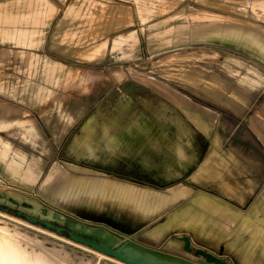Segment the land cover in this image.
<instances>
[{"label": "rangeland", "instance_id": "rangeland-1", "mask_svg": "<svg viewBox=\"0 0 264 264\" xmlns=\"http://www.w3.org/2000/svg\"><path fill=\"white\" fill-rule=\"evenodd\" d=\"M217 21L240 27L243 34L254 30L264 36V0H0V205L64 227V220L76 218L101 223L179 255L188 254L182 250L183 241L172 235L186 234L194 245L222 255L229 264H242L225 241L216 245L197 237L182 221L158 235L169 218L166 212L174 210L169 207L147 215L138 226H125L129 201L123 196L102 200L104 191H98L97 180L82 177L104 173L118 180L125 169L113 166L108 140L123 128L149 127L151 146L164 143L161 149L168 156L156 153L154 176L165 164L161 160L169 165L194 161L196 135L185 111L204 108L198 102L215 106L233 120L210 114L203 119L212 133L204 138L209 137L219 154L233 155H226L220 179L234 176L238 159L245 160L249 170L256 160L264 164V61L228 38L198 36L207 35L206 25ZM129 69L142 72L138 78L152 77L168 85L170 92L135 80ZM117 72L122 73L120 81ZM225 96L243 104L232 103L224 111ZM209 97L217 104H210ZM87 123H93L89 130ZM165 131L169 135H163ZM86 136L91 150L81 142ZM207 147L202 158L212 148ZM56 162L51 182L43 186V176ZM8 165H15L22 175L10 174ZM263 174L264 167L255 169L254 175ZM78 176L84 178L81 186L75 183ZM132 184L158 191L163 186ZM64 187V192L59 190ZM98 205L115 207L119 214L105 208L97 212ZM52 212L61 222L51 217ZM41 230L71 240L0 209L1 247L14 245L38 264H105Z\"/></svg>", "mask_w": 264, "mask_h": 264}, {"label": "crops", "instance_id": "crops-1", "mask_svg": "<svg viewBox=\"0 0 264 264\" xmlns=\"http://www.w3.org/2000/svg\"><path fill=\"white\" fill-rule=\"evenodd\" d=\"M1 55L4 54L2 53ZM128 72L132 78H134L133 76H135L134 79L135 80L137 79V81H139L140 78L137 77V74L142 72L136 70L133 71V69L128 70ZM116 74L119 75V76L117 75V78L118 81H120L122 79V73L118 72ZM146 79L147 78L141 79L139 82L143 81L141 83L143 84L146 83L149 86L155 85V87H157L158 89L165 90V93H167L166 91L170 92V90H168L169 88H167L165 84H161L160 82H158L157 84L156 83L157 81L155 82V80L152 77L147 79V80H151L149 81L151 83H149L148 81L144 82ZM225 97L226 98L224 102L229 105L226 104L224 105V107L222 108L224 111L225 109L230 110L229 108L232 106V103H236L237 105L243 104L239 98L238 99L232 98V96H225ZM208 102H210V104L211 103L217 104V101L214 98H210V97L208 98ZM198 103L204 108L200 110H198L197 108H193V110L185 111L186 113L185 118L190 120V123L193 125V127L190 130L193 132V135H196L194 146L196 147L195 153L197 159H195L194 161L187 162L186 160H183L181 165L179 163L174 165H169L168 160L166 161L161 160V162H164L165 164L160 165L161 168V171L159 172L160 174L154 176L153 174V168H155L154 160L155 158L158 157L156 153L161 152L163 154L162 157L165 156L166 154L168 156V151L161 149L162 146H165L164 143L157 141L155 144H160V147L154 148L151 146L152 142L150 143V139H148V137L151 136V129H149V127L141 126V127L129 128V129L123 128V129H117L115 133L113 132V134H111L113 138L108 140L109 148L110 147L113 148L111 155L113 166L114 164L116 165L117 163L118 166L125 169L124 171H120L119 173L120 175H118V180H116L117 182L112 177H109L104 173L94 174V175L93 174L82 175V176H88L91 178L92 176L93 178H95L96 176L98 191H100L101 187H103L104 198L102 199L104 200L106 198H108L106 200H109L114 198L118 199L122 197L121 194L124 193V191L127 188L126 191L128 192L127 194L128 197L123 195V198L125 197L129 199L130 209L128 210L127 213L124 212V215H128V220H129L128 221L129 224L122 222L125 226H129V227H133L134 225L138 226L139 223H141V221L143 220V218H145L147 215L157 214L159 212V209L161 210L169 207L170 209H174V210H170V211L168 210L169 212H166L169 218L162 223L160 232H157V230L155 231V233L157 232L158 235L172 231L175 226L174 222L177 220L179 222L182 221L193 227L192 231L196 234L197 237H202L203 239H207L215 243L216 245L220 241H225L227 250L230 252H234L239 257L240 262L242 264H264V249H263L264 248V235H263L264 174L260 176L254 175L255 169H257L258 167L260 168L264 167V164L263 162L256 160L255 166L254 167L251 166V168L253 167L254 169L249 170V164L245 162V160L238 159V161H236V165L233 171L234 176L232 175V176H228L226 179H220V176H222V170H221L223 168L222 164L224 161H228L226 155H228V157L230 158L233 157V155L227 152H224L221 155L219 154L218 150L214 147V145L210 143L209 137L212 135V133L208 129L209 125L207 126L203 119H204V115L210 114L212 117L215 118H217L216 115L218 116L220 115L221 119L226 121H233V120L229 118V116H227L226 113H223L221 110H217V108H214L215 106H209V104L205 105L200 102ZM227 106H229V108ZM200 111L203 114V116L200 115L199 113ZM3 118L4 116L2 117V119ZM117 119L121 120L124 119V117H120ZM85 127L87 130H89L93 127V123H87ZM165 132L166 133L164 134L161 133V134L169 135L168 131ZM207 135L209 137L208 139H205L204 137H206ZM103 136L106 137L110 135L103 134ZM104 137H103V142L106 140V138ZM86 139L87 136L84 137L81 140V142L87 147V149H89L90 147L88 145V142H86ZM162 141H164V139H162ZM165 141L167 143L168 139H165ZM205 145L208 146L207 147L208 149H210L211 147L213 149L211 148L209 152H207V154L202 158V151L206 150V148L204 150ZM232 146L233 145H231V147ZM232 148L234 152L237 151L234 150L235 148H237L236 146L235 147L233 146ZM214 151L215 154L213 153ZM106 155L107 153L103 148L102 158L105 159ZM71 165L76 166L75 164H71ZM132 169H135V172H133ZM136 169H139V173H137V175H136ZM153 177H157L158 179L156 178V180H153ZM132 183H141L144 185H152L153 183H159L162 184L163 186L161 189H159L160 191H158V190H153L152 188H150V186L149 187L143 186L142 188H136L135 186H133ZM117 185L118 186L123 185V187L125 186V188L119 190V187H117ZM174 185L177 188H175ZM115 187L117 189H115ZM133 187H135L134 189L136 191L132 190ZM144 189L146 190L145 192ZM171 192L173 193V196ZM107 193L109 197L107 196ZM183 193L185 195H183ZM179 194L182 195L180 196ZM166 195L167 198H165ZM159 198L161 199V201L164 200V203H166V204L163 203L164 206L162 207L160 206L163 201L162 202L158 201ZM206 199L208 200V203H206L207 201ZM251 199H253V201H251ZM200 200H202V202L205 201V203L202 204ZM198 201H200V203ZM217 203L219 204V206H217L218 205ZM104 204H109V203L103 202V205ZM203 205L206 206L203 207ZM134 206L137 207L134 208ZM211 206L215 209L211 208ZM97 208H99L97 209L98 212L101 210V208L104 209L105 207H100L98 205ZM105 209L110 210L112 215L117 210L115 207L111 208L110 206ZM210 209H212L213 211ZM221 209L222 210L224 209L223 212L227 211L228 213L227 212L221 213L222 212ZM214 211L219 213V215H217V213L215 214ZM230 211L231 213H229ZM166 213H164L163 215H165ZM116 214L119 213L118 212L114 213V216ZM229 216L232 217L230 218ZM176 217H180V218H176ZM229 221H231L232 223L229 224L228 223ZM223 227L224 228L226 227L225 228L226 231ZM258 231L260 232V234H258L259 233ZM154 234L151 233V235ZM235 239L239 242H236Z\"/></svg>", "mask_w": 264, "mask_h": 264}, {"label": "water", "instance_id": "water-1", "mask_svg": "<svg viewBox=\"0 0 264 264\" xmlns=\"http://www.w3.org/2000/svg\"><path fill=\"white\" fill-rule=\"evenodd\" d=\"M20 214V211H17ZM23 216L31 222H39L46 228H51L57 234L66 232L69 239L82 243L96 251L109 255L119 261L127 264H229L230 261L218 253L208 250L201 246L193 244L191 238L186 235L173 234L183 241L182 250L188 255L177 254L164 251L161 246H156L148 241L137 239L132 234H126L111 227L101 224L92 223L84 219L64 220V224L56 225L52 222L36 217L34 215ZM53 218L57 219L58 215L53 214ZM76 222L80 223V230L75 229ZM93 225L94 231L87 233V226ZM106 230L110 233L105 239L103 231ZM116 238L119 241H116Z\"/></svg>", "mask_w": 264, "mask_h": 264}, {"label": "bare ground", "instance_id": "bare-ground-1", "mask_svg": "<svg viewBox=\"0 0 264 264\" xmlns=\"http://www.w3.org/2000/svg\"><path fill=\"white\" fill-rule=\"evenodd\" d=\"M228 1V0H227ZM244 1V0H243ZM158 4V3H157ZM164 4V3H163ZM251 5V4H250ZM156 8V7H155ZM239 9V8H238ZM202 11V10H201ZM252 12V11H251ZM263 13V12H262ZM224 19V18H223ZM219 20V19H218ZM227 20V19H226ZM261 20V19H260ZM223 21V20H222ZM227 22V21H226ZM235 22V21H234ZM227 24V23H226ZM206 26H208V29H209V31H208V34L206 35V34H203V32H202V34H201V32L198 34V36H201V37H203V36H209V37H221V38H228L230 41H233L234 42V44H237V45H241V46H243V47H245L246 49H248L253 55H256V56H258L260 59H262L263 61H264V36H261V35H259V33L257 32V31H254V30H251V31H253V32H250L249 34H243V33H241L240 32V27L238 28V27H236V26H228V25H225L224 23H222L221 21L219 22V21H217L216 23H210V24H207ZM251 27V26H250ZM260 30H262V29H260ZM129 70H131V69H129ZM134 71V70H133ZM118 73V72H117ZM116 76L118 75V74H115ZM119 76V75H118ZM131 76V75H130ZM134 78H135V76H133ZM140 77V76H139ZM121 78V77H120ZM142 79H143V77H141ZM141 78L139 79V81L141 80ZM117 79V78H116ZM145 79V78H144ZM148 79V78H147ZM145 80L144 82H146V81H151V80ZM137 80V79H136ZM153 80V79H152ZM141 82H143V81H141ZM154 82V81H153ZM156 82V81H155ZM149 83H151V82H149ZM157 84H158V82H156ZM162 84V83H161ZM145 85H147L146 83H145ZM149 86V85H148ZM152 86V85H151ZM154 87H155V85H153ZM152 86V87H153ZM164 86V85H163ZM168 86V85H167ZM167 90V89H166ZM163 91V90H162ZM165 91V90H164ZM175 92H177V91H175ZM171 98V97H170ZM178 98V97H177ZM178 101V100H177ZM174 102V101H173ZM189 106V105H188ZM197 111V110H196ZM217 116V115H216ZM208 117V116H207ZM212 119V118H211ZM214 124V123H213ZM33 131V130H32ZM214 145V144H213ZM221 146V145H220ZM5 147V146H4ZM3 147V148H4ZM6 148V147H5ZM4 148V150H6V149H8V148H6L5 149ZM213 149V148H212ZM7 151V150H6ZM5 151V152H6ZM3 152V151H2ZM181 152V151H180ZM209 152V151H208ZM214 154H215V151L213 152ZM218 153V152H217ZM230 153V152H229ZM222 154V153H221ZM220 154V155H221ZM226 154V153H225ZM217 155V154H216ZM1 156V155H0ZM6 156V155H5ZM218 156V155H217ZM217 156H215V157H217ZM3 157H4V155H3ZM225 157V156H224ZM5 158V157H4ZM222 158V157H221ZM227 158V157H226ZM208 159V158H207ZM2 160V159H1ZM210 161V160H209ZM4 162V161H3ZM225 162V161H224ZM5 163V162H4ZM69 164V163H68ZM16 165V164H15ZM15 165H8V166H6V169L8 170V172H10V174H12V175H18V174H21V173H19L18 171H17V169H15L16 167H15ZM30 165V164H29ZM58 166V164H57V162L56 163H54V164H52L50 167H49V170L45 173V175L43 176V180H42V183H43V186H47V183H49V181H50V178H51V176H52V174H53V172H54V170H55V168ZM213 166V165H212ZM71 167H74V166H71ZM217 167V166H216ZM25 169H27V168H25ZM24 169V170H25ZM28 169H30V168H28ZM204 170V169H203ZM222 170V169H221ZM226 170V169H225ZM28 171V170H27ZM30 171H31V169H30ZM211 171V170H210ZM213 171V170H212ZM26 172V171H25ZM32 173V172H31ZM66 173H68V172H66ZM210 173V172H209ZM34 174V173H33ZM33 174H31V175H33ZM22 175V174H21ZM30 175V174H29ZM87 175H90V174H87ZM94 175V174H93ZM213 175V174H212ZM34 176V175H33ZM55 176H57L58 177V175H55ZM28 177H31V176H28ZM67 177V176H66ZM73 177V176H72ZM82 177H84V176H82ZM93 177V176H92ZM101 177V176H100ZM53 178V177H52ZM85 178V177H84ZM84 178H81V176H78V177H76L75 179H76V181H75V183L77 184L78 183V185L80 184V186L83 184V179ZM87 178H88V176H87ZM104 178V177H103ZM108 178V177H107ZM106 178V179H107ZM55 179V178H54ZM91 179V178H90ZM95 179L97 180V178H96V176H95ZM1 181V180H0ZM99 181V180H98ZM110 181V180H109ZM51 182V181H50ZM94 182V181H93ZM101 182H102V180H101ZM114 182V181H113ZM65 183V182H64ZM87 183V182H86ZM100 183V182H99ZM111 183H112V181H111ZM116 183V182H115ZM119 183V182H118ZM66 184H68V183H66ZM70 184H71V182H70ZM50 185H51V183H50ZM56 185V184H55ZM87 184H85V186H86ZM42 186V185H41ZM57 186H59L60 187V185H57ZM72 186H73V184H72ZM74 186H75V184H74ZM105 186V185H104ZM109 186H110V184H109ZM134 186V185H133ZM180 186V185H179ZM55 187V186H54ZM63 187V186H62ZM67 187H68V185H67ZM77 187V186H76ZM117 187H119V190L120 189H123V188H125V186L123 187V185L122 186H118L117 185ZM127 187V186H126ZM129 187V186H128ZM181 187V186H180ZM183 187H184V185H183ZM42 188V187H41ZM47 188V187H46ZM49 188H51V187H49ZM48 188V189H49ZM56 188V187H55ZM55 188H54V190H55ZM75 188V187H74ZM73 188V189H74ZM77 188H79V187H77ZM88 188H89V186H88ZM88 188H87V190H88ZM94 188H95V186H94ZM105 188V187H104ZM131 188V187H130ZM135 187H133V189L132 190H135L134 189ZM172 188V187H171ZM175 188H177L176 186H175ZM186 188V187H185ZM52 189V188H51ZM91 189H92V187H91ZM102 189H103V187H102ZM115 189H117L116 187H115ZM170 189V188H169ZM59 190H63V192L66 190L65 189V187H64V189L62 188H60ZM58 190V191H59ZM68 190V189H67ZM70 190V189H69ZM82 190V189H81ZM105 190V189H104ZM126 190H127V188H126ZM125 190V191H126ZM131 190V189H130ZM129 190V191H130ZM181 190V189H180ZM182 190H183V188H182ZM57 191V190H56ZM109 191V190H108ZM116 191V190H115ZM124 191V192H125ZM136 191V190H135ZM135 191H134V193H135ZM146 190L144 189V192H145ZM173 191H175V190H173ZM61 192V191H60ZM62 192V193H63ZM68 192V191H67ZM70 192H71V190H70ZM122 192V191H121ZM133 192V191H132ZM150 192V191H149ZM180 192V191H179ZM55 193V192H54ZM74 193V192H73ZM89 193V192H88ZM102 193V192H101ZM104 193V192H103ZM106 193V192H105ZM109 193V192H108ZM108 193H107V196H108ZM172 193V192H171ZM186 193V192H185ZM59 194V193H58ZM69 194V193H68ZM72 194V193H71ZM75 194V193H74ZM111 194V193H110ZM99 195V194H98ZM97 195V196H98ZM118 195V194H117ZM122 196L124 195L123 193L121 194ZM176 195H178V194H176ZM180 195V194H179ZM182 195V194H181ZM180 195V196H181ZM183 195H185L184 193H183ZM63 196V195H62ZM65 196H66V192H65ZM104 196V195H103ZM102 196V197H103ZM106 196V195H105ZM124 196H126V197H128L127 195H124ZM132 196V195H131ZM164 196V195H163ZM172 196H173V193H172ZM174 196H175V194H174ZM179 196V197H180ZM64 197V196H63ZM78 197H79V194H78ZM109 197V196H108ZM110 197H111V195H110ZM141 197H143V196H141ZM140 197V198H141ZM161 197H162V195H161ZM177 197V196H176ZM71 198V197H70ZM82 198V197H81ZM81 198H79V201L81 202V200L83 201V199H84V197H83V199H81ZM85 198H86V196H85ZM101 198V197H100ZM104 198V197H103ZM135 198V197H134ZM165 198H167V195H166V197ZM106 199H108V198H106ZM105 199V200H106ZM115 199V198H114ZM130 199H132V198H130ZM152 199V198H151ZM174 199H175V197H174ZM64 200V199H63ZM71 200H73V199H71ZM77 200V199H76ZM76 200L74 201V202H76ZM90 200V199H89ZM103 200V199H102ZM104 200V201H105ZM113 200V199H112ZM169 200V199H168ZM168 200H167V202H168ZM205 200V199H204ZM207 200V199H206ZM65 201V200H64ZM88 201V200H87ZM97 201V200H96ZM101 201V200H100ZM115 201V200H114ZM126 201H129V199L128 198H126ZM136 201H138V200H136ZM158 201H161V199L159 198L158 199ZM163 201V202H162ZM161 202H162V204L164 203V200H162ZM201 202H202V200H200ZM200 201H198L199 203H200ZM66 202V201H65ZM68 202V201H67ZM73 202V201H72ZM71 202V203H72ZM78 202V201H77ZM76 202V203H77ZM90 202V201H89ZM88 202V203H89ZM102 202V201H101ZM100 202V203H101ZM119 202H120V200H119ZM122 202V201H121ZM124 202V201H123ZM133 202V201H132ZM155 202V201H154ZM166 202V201H165ZM83 203V202H82ZM93 203V202H92ZM109 203V202H108ZM111 203H112V201H111ZM110 203V204H111ZM118 203V202H117ZM141 203V202H140ZM143 203V202H142ZM151 203V202H150ZM156 203V202H155ZM203 203H205V201L204 202H202V204ZM206 203H208V200L206 201ZM75 204V203H74ZM95 204H96V202H95ZM97 204H99V203H97ZM96 204V205H97ZM127 204V203H126ZM161 204V206L160 207H162V206H164V204H166V203H164L163 205ZM218 204V203H217ZM79 205H81V203H79ZM103 205V204H102ZM112 205V204H111ZM123 205H124V203H123ZM134 205V204H133ZM152 205V204H151ZM200 205V204H199ZM208 205V204H207ZM86 206V205H85ZM87 206H89L88 204H87ZM90 206H91V204H90ZM93 206V205H92ZM100 206V205H99ZM116 206H117V204H116ZM120 206H122L121 204H120ZM127 206V205H126ZM132 206V205H131ZM140 206V205H139ZM141 206H142V204H141ZM201 206V205H200ZM206 206V205H205ZM204 205H203V207H205ZM213 206V205H212ZM211 206V208H213ZM215 206V205H214ZM217 206H219V204L217 205ZM94 207H96V206H94ZM129 207V206H128ZM137 207V206H136ZM135 206H134V208H136ZM220 207H222V206H220ZM227 207V206H226ZM117 208H120V207H118L117 206ZM140 208V207H139ZM144 208H147V207H144ZM159 208V207H158ZM157 208V209H158ZM219 208V207H218ZM225 208V207H224ZM96 209V208H95ZM97 209H99V208H97ZM130 209V208H129ZM157 209H156V212H157ZM209 209V208H208ZM213 209H215V208H213ZM152 210H154V209H152ZM160 210V209H159ZM210 210H212V209H210ZM217 210H219V209H217ZM222 210V209H221ZM224 210V209H223ZM223 210H222V212L221 213H224L223 212ZM228 210V209H227ZM231 210V209H230ZM112 211V210H111ZM117 211V210H116ZM135 211V210H134ZM213 211V210H212ZM118 212V211H117ZM133 212V211H132ZM197 212V211H196ZM215 212V214L217 213L216 211H214ZM213 212V213H214ZM227 212V211H226ZM225 212V213H226ZM114 213H116V212H114ZM114 213H113V215H114ZM142 213V212H141ZM228 213V212H227ZM229 213H231V211L229 212ZM240 214V213H239ZM34 215V214H33ZM194 215V214H193ZM217 215H219V213H217ZM222 215V214H221ZM227 215H229V214H227ZM226 215V216H227ZM232 215V214H231ZM196 216H197V214H196ZM214 216H216V215H214ZM223 216V215H222ZM225 216V217H226ZM1 217H3V216H1ZM5 217V216H4ZM3 217V218H4ZM51 217H53V212H52V214H51ZM202 217V216H201ZM205 217V216H204ZM220 217V216H219ZM230 217V216H229ZM232 217V216H231ZM230 217V218H231ZM7 218V217H6ZM193 218V217H192ZM199 218V217H198ZM228 218V217H227ZM7 219H10V218H7ZM204 219V218H203ZM239 219V218H238ZM256 219V218H255ZM57 220L59 221V222H61V219H60V217H58L57 218ZM194 220V219H193ZM227 220V219H226ZM229 220V219H228ZM13 222H15V220H12ZM197 221V220H196ZM202 221V220H201ZM232 221V220H231ZM231 221H229L228 223L230 224V223H232ZM237 221V220H236ZM249 221H251V220H249ZM198 222V221H197ZM199 222H200V220H199ZM226 222V221H225ZM235 222V221H234ZM234 222H233V224H234ZM16 223V222H15ZM213 223H215V222H213ZM246 223V222H245ZM253 223V222H252ZM258 223V222H257ZM261 223V222H260ZM216 224H217V222H216ZM17 225H18V222H17ZM22 225H24V224H22ZM222 225V224H221ZM26 226H28V225H26ZM217 226H218V224H217ZM216 226V227H217ZM224 226V225H223ZM233 226V225H232ZM245 226V225H244ZM24 227V226H23ZM251 227V226H250ZM28 228H29V226H28ZM31 228H32V226H31ZM30 228V229H31ZM224 228V227H223ZM226 228V227H225ZM224 228V229H225ZM75 229H77V230H80V223L79 222H76V225H75ZM94 229H95V227L94 226H87V233H91L92 231H94ZM228 229V228H227ZM255 229H257V228H255ZM220 230V229H219ZM230 230V229H229ZM246 230V229H245ZM249 230V229H248ZM37 231H39L38 229H37ZM221 231V230H220ZM225 231H226V229H225ZM228 231V230H227ZM244 231V230H243ZM242 231V232H243ZM256 231V230H255ZM232 232V231H231ZM239 232V231H238ZM259 232V231H258ZM41 233H45V235L46 234H48V235H51L52 237H54L56 240H58V241H62V242H64V243H67V244H69V245H72V247H76V248H79V249H82L83 251H86V252H88V253H92V255H96V256H98L100 259H102L101 260V262L103 261L105 264H127V263H124V262H122V261H119L118 259H115V258H113V257H111V256H109V255H106V254H103V253H101V252H99V251H96V250H94V249H92V248H90V247H88V246H86V245H84V244H82V243H79V242H75V241H71V240H68V239H65V238H61V237H59V236H56L55 234H52V233H50V232H47V231H45V230H41ZM241 233V232H240ZM57 234V233H56ZM235 234H237V233H235ZM234 234V235H235ZM258 234H260V232L258 233ZM58 235H60V234H58ZM222 235H223V233H222ZM240 235V234H239ZM263 235H264V230H263ZM63 236V235H62ZM107 236H110V233L108 232V231H106V230H104L103 231V238L102 239H105ZM220 237V236H219ZM218 237V238H219ZM230 237V236H229ZM232 237V236H231ZM238 237V236H237ZM68 238V237H67ZM236 238V237H235ZM239 238V237H238ZM236 240V239H235ZM235 240H233V241H235ZM116 241H119L117 238H116ZM249 241V240H248ZM247 241V242H248ZM229 242V241H228ZM236 242H239V241H237L236 240ZM256 243H257V241H256ZM236 246H238V245H236ZM264 249V248H263ZM24 250V249H23ZM263 251V250H262ZM31 257V256H30ZM29 257V255L27 256V254L25 253V252H21V249L20 250H18L17 248H15V246L14 245H5V246H3V247H1L0 246V264H38V262L33 258V256L30 258ZM97 258V257H96ZM99 259V260H100ZM246 260V259H245ZM100 262V261H99Z\"/></svg>", "mask_w": 264, "mask_h": 264}, {"label": "trees", "instance_id": "trees-1", "mask_svg": "<svg viewBox=\"0 0 264 264\" xmlns=\"http://www.w3.org/2000/svg\"><path fill=\"white\" fill-rule=\"evenodd\" d=\"M0 209L2 210H6L7 212H11V213H15L18 216H23V214H18L16 210L10 209L9 207H4L2 205H0ZM63 234H66V232H62Z\"/></svg>", "mask_w": 264, "mask_h": 264}]
</instances>
